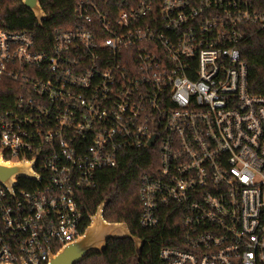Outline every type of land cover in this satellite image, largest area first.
<instances>
[{
  "label": "built area",
  "instance_id": "2783aa9c",
  "mask_svg": "<svg viewBox=\"0 0 264 264\" xmlns=\"http://www.w3.org/2000/svg\"><path fill=\"white\" fill-rule=\"evenodd\" d=\"M74 12L41 46L0 30V80L17 88L0 104V154L36 175L0 185V264H49L82 237V193L128 150L153 158L141 226L181 225L161 264H264V94L242 55L264 29L260 0H78Z\"/></svg>",
  "mask_w": 264,
  "mask_h": 264
},
{
  "label": "trees",
  "instance_id": "16d2710c",
  "mask_svg": "<svg viewBox=\"0 0 264 264\" xmlns=\"http://www.w3.org/2000/svg\"><path fill=\"white\" fill-rule=\"evenodd\" d=\"M77 1L42 0L48 19L41 26L33 12L21 0H0V30L15 33L28 31L33 34L38 45L50 43L57 33L75 24L74 9ZM260 4L264 9V0H260ZM242 55L248 64L250 90L256 94H264L263 28H250L242 46ZM16 95L17 88L11 82L0 80L2 106L12 107V99ZM152 159V154L148 151L124 152L119 166L100 172L96 188L84 191L80 199L81 209L85 213V230L91 225V217L97 213L99 206L106 202V220L111 223H126L132 234L141 239L142 246L138 247L131 239L111 240L102 253L93 254L80 264H161V248L179 240L181 225L172 216L157 229L148 230L141 226L140 175L151 169Z\"/></svg>",
  "mask_w": 264,
  "mask_h": 264
},
{
  "label": "water",
  "instance_id": "95a60500",
  "mask_svg": "<svg viewBox=\"0 0 264 264\" xmlns=\"http://www.w3.org/2000/svg\"><path fill=\"white\" fill-rule=\"evenodd\" d=\"M23 5L33 12L39 25L48 19L42 7V0H21ZM32 164L27 162L11 163L3 160L0 154V185L11 192L17 185L18 179H36ZM107 203H102L97 213L92 216L91 225L84 235L76 241L64 246L60 252L51 256L49 264H80L85 259L96 253H102L108 243L113 241L131 239L138 247L142 246L140 238L135 237L126 223H111L105 218Z\"/></svg>",
  "mask_w": 264,
  "mask_h": 264
}]
</instances>
